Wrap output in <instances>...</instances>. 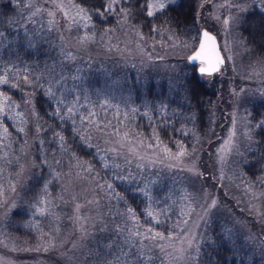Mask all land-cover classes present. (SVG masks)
<instances>
[{
	"label": "snow or ice",
	"instance_id": "snow-or-ice-1",
	"mask_svg": "<svg viewBox=\"0 0 264 264\" xmlns=\"http://www.w3.org/2000/svg\"><path fill=\"white\" fill-rule=\"evenodd\" d=\"M15 2L17 9L23 4L27 10L20 12L21 20L34 27H23L22 35L10 30L8 35L13 39L9 40L2 24L7 23L11 29L14 21L3 20L6 13H0V162L10 165L13 163L10 156L14 157L19 168L16 177L31 174L33 187L39 189L30 205L33 213L44 217L54 215L51 211L55 207L54 198L50 193L54 181L61 187V193L55 199L64 201V195H68L73 204L70 219L78 235L71 243L72 256H68L67 251L62 255L69 260L79 259L76 253L86 247V241L99 235L101 238L94 239V247L87 251L92 264H129L133 255L136 264H165L166 261L167 264H228V253L232 254L235 264L237 254L243 250V244L236 242L241 239L237 230L225 223L214 238L205 234L214 210L222 207L220 196L210 191L205 183V180L211 182L215 177L206 178L205 172L197 167L195 145L190 148L175 139H171V147L165 143L160 132L170 136L168 127L171 125L164 121L157 124L150 114L164 113V102L161 101L159 107L145 102V110L141 111L138 107H130L129 97L121 94V102L114 103L112 92L115 89L124 90L126 85L128 89L138 90L141 81L133 76V82L129 83L124 76L123 84L119 79H112L110 85L105 83L98 87L86 74V70L91 71V58L86 64L77 63L83 60L79 53L97 41L91 31L95 27L93 14L105 21L107 15L118 9L126 23L130 11L120 7L125 0H81L82 4L89 5L91 11L74 0L67 3L65 0H43V4L39 0ZM174 2L168 0L166 4L165 0H152L144 4L143 10L147 17H156L165 14ZM247 2L228 0L226 5H220L234 9L236 13L224 17L225 29L239 25L247 10ZM12 3L13 0H8L4 7L8 8ZM149 27L153 32H159L151 24ZM53 32L61 33L57 37L59 43L48 38ZM64 32L69 36L65 37ZM81 32L82 35L74 36L75 43H72V34ZM136 35L144 40L141 32L137 31ZM249 35L253 43L257 36L260 37L262 57L257 63H264V21L255 34L249 31ZM188 40L197 45L189 59L199 62L196 70L200 75L219 72L226 60H231V56L222 54L216 36L206 29L196 28ZM181 43L188 46L187 41ZM238 43L247 46L243 36L238 38ZM6 47L18 60L20 51L27 49L30 50L29 55L43 53L51 63L44 62L43 68L39 62L29 65L20 60L23 67L13 60L4 63ZM105 47L108 51L113 48L119 50V45L111 43ZM223 47L227 49V43ZM54 50L55 56L52 55ZM189 83L173 82L171 88L177 94L181 89L191 94L193 90L188 87ZM4 89L18 92L20 102L13 100ZM140 117L147 121V135L137 123ZM256 129L264 130V120L251 124L245 134L255 159L239 161L254 179L238 173L240 184L236 185L252 200L264 198V191L257 189V185L264 187V141L254 139L252 133ZM174 130L182 136L188 135L183 128ZM17 139L23 140V146L18 148L19 154L13 149ZM234 152L240 155L233 126L216 149L215 162L220 166V178H223L227 157ZM165 172L188 173L187 186L181 179V186L176 188L177 177L165 175ZM0 175H3V169H0ZM168 180L172 183L166 184ZM115 182H120L119 187L125 195L117 191ZM197 184L200 185L199 190H196ZM189 187L193 191H189ZM213 187L223 188V185ZM159 192L166 194L157 195ZM9 193L16 194L17 186L10 181L7 188L0 184V208L9 206L12 199ZM104 207L108 208L107 213L101 211ZM252 207L255 209L256 205ZM16 214L21 213L17 211ZM260 215L264 218V212ZM56 232H59L58 228ZM64 243L66 240L57 242L53 236L41 247L47 251L49 247H62ZM205 245L210 251H202ZM113 250L116 255L109 259Z\"/></svg>",
	"mask_w": 264,
	"mask_h": 264
},
{
	"label": "rangeland",
	"instance_id": "rangeland-1",
	"mask_svg": "<svg viewBox=\"0 0 264 264\" xmlns=\"http://www.w3.org/2000/svg\"><path fill=\"white\" fill-rule=\"evenodd\" d=\"M65 2L67 3L68 0H65ZM151 2L152 0H148V3ZM167 2L168 0H165V3ZM39 3L43 4V0H39ZM227 3L228 0H198L197 3L198 28H206L214 33L221 45L222 54L231 56V60H226L225 65L221 67L219 72L212 75H202L207 79L217 76L219 90L210 107L205 130L199 133L189 127L191 133H188V138L190 137L189 141L197 148L195 163L199 170L205 172L206 178L208 176L215 177L211 182L205 180L209 190L219 195L221 199L222 207L219 210H214L213 216L219 215L225 223L237 230L238 234L264 257V218L260 215L261 212H264V198L252 200L250 196L244 194L242 188L236 187L237 184H240V180L237 178V174L241 173L239 161L244 158L249 148V141L245 135L250 127L246 107L250 101L264 99V63L258 64L257 60L261 57L252 56L247 46L238 43V26L230 30L225 29L222 23L224 17L229 14H236L234 9L220 7V5H226ZM254 6L264 8V0H248L246 11ZM217 17H220V19L218 20ZM109 29L113 31H108ZM61 31L63 32V29ZM84 31H88V29ZM137 31L141 32L128 20L125 23L122 14L119 15L115 25H110L101 31H92L95 33L97 41L79 53L83 60H78L77 63L86 64L91 58V65L110 70L117 67L131 69L136 73L137 78L148 75L159 78L171 77L174 71L183 66L185 62H188V54L196 47V44L188 38H181L165 28L160 29L158 35L152 37L141 32L144 36L143 41L136 35ZM60 34L57 32L58 36ZM82 34L83 32L73 33L72 43H75V35ZM64 35L68 37L69 33L64 32ZM182 41H187L188 46L185 47L181 43ZM110 43L119 45V50L113 48L112 51H108L105 46ZM225 43L228 45L227 49L223 47ZM194 64L197 66L199 62ZM242 89L243 91H241ZM112 95L115 98L114 103L121 102L120 89H115ZM123 96L127 97V95ZM145 102L147 101L143 98L136 103L132 101L131 96L128 99L130 107H138L141 111L145 110ZM121 106L123 107V105ZM16 111L21 110L17 109ZM150 114H152L153 120L159 117V112ZM143 120L146 121L145 118L140 117L137 119V123ZM233 126L240 155L234 152L227 157L223 165V178H220V166L215 162L216 149L221 140L227 138ZM197 138L199 143H197ZM178 140L181 139L178 138ZM31 142V133H29V143ZM19 146H23V140L17 139V143L13 145V149L17 151V154H19ZM189 147L191 148V146ZM10 158L13 159V163L10 165L0 162V169H3V175H0V184H4L7 188L10 181L17 186V193H9L12 197L9 206L0 208V264H84L87 242L93 238H89L86 241V247L76 253V257H79V259L74 257L69 260L68 257L62 255L67 251L68 256H72L71 243L78 233L74 231V225L70 219L73 214V204L69 201L68 195H64V201L55 199L61 193L59 183L54 181L50 186V193L55 204V207L51 209L53 216L44 217L38 213H33L30 205L37 196L39 191L37 188L31 194L33 200L23 199L28 221L16 222V224L8 221L9 212L22 199V190L31 175L25 173L21 177H16L15 174L19 171V168L14 157L10 156ZM165 175L177 177L176 188L181 186V179L184 185L187 186L188 173L165 172ZM165 183L171 184L172 181L168 180ZM216 184H222L223 188L213 187ZM199 188L200 185L197 184L196 190H199ZM257 189L264 191V187L260 185H257ZM75 190L79 191L78 188ZM188 190L193 191L191 187ZM65 201L68 202L65 203ZM253 204L256 205L255 209L252 207ZM101 211L107 213L108 208L104 207ZM10 223L15 227H21V230L31 229V233L25 236H17L8 229ZM57 228L59 229L58 233L56 232ZM53 236L56 237L57 242L66 240V243L62 247H49L47 251L43 250L41 246ZM38 247L41 250L36 251L35 249ZM165 264H167V261Z\"/></svg>",
	"mask_w": 264,
	"mask_h": 264
},
{
	"label": "trees",
	"instance_id": "trees-1",
	"mask_svg": "<svg viewBox=\"0 0 264 264\" xmlns=\"http://www.w3.org/2000/svg\"><path fill=\"white\" fill-rule=\"evenodd\" d=\"M76 4H81L82 7L88 8L91 11L89 5L82 4L81 0H74ZM91 2H96V0H91ZM8 3V0H0V13H6V16L3 17V20L14 21L11 25V29L7 23H3L2 27L5 31V34L8 36L9 40H12L13 37L8 35L9 31L12 30L14 33L19 32L21 35L23 33V27L32 28L34 25L26 24L25 21L21 20L20 12L27 11L23 8V5H20V8L17 9L15 0L10 7L5 8L4 5ZM148 3V0H125L121 3L120 7L124 8L127 11H130V16L128 21L138 29H140L143 34L146 36L152 37L157 36L159 32H153L149 27L151 24L152 27L158 28L159 30L165 28L175 33L181 38H188L189 34H195V29L198 28V22L196 17V9L198 0H175L172 5L167 8L166 13L163 15H157L156 17H147L144 9V4ZM168 3V2H167ZM166 3V4H167ZM139 4V7L137 6ZM121 13L117 9L113 13L105 17V21L98 19L95 14L92 17V24L95 26L92 28V31H101L108 26L115 25L117 19ZM264 21V8H259L257 6L251 7L248 11L243 14V18L238 25V35L245 38V42L250 51V54L254 57H262L261 49L259 47L260 37H256V42H252V37L249 35V31L258 30L260 23ZM57 32H53L48 38L57 41ZM43 47H46L44 45ZM15 51V49H13ZM30 50L20 51L18 60L15 55L9 53L7 47L3 52V62L7 63L9 60L15 61L20 67H23L20 64V60L27 62L31 65L34 62H39L40 67L43 68V63H51L48 56L43 53H36L34 55H29ZM255 53V55H254ZM55 50L52 52V55L55 56ZM85 64V63H82ZM11 65H9L10 67ZM86 74L92 77L91 83L95 84L98 87H103L105 83L111 84L112 79H119L123 84V77L127 76L128 82L132 83V77H136V73L131 69L117 67L112 68H101L97 65H91V71L86 70ZM141 81V87L136 89H128L127 86H124V90H121V94L127 95L131 93L132 101L134 103L139 102L141 98L145 99L148 104L155 103L159 107L160 102L163 101L166 105V110L164 113H159V117L154 121L157 124H160L161 121H164L165 124L171 125L168 127L169 135H166L164 131L160 132L161 138L171 147V139L178 140L181 139L187 145L192 146V142L189 141L190 137L182 136L179 131H175L174 128H183L189 132V127L197 130V132L202 133L207 125L209 110L212 105L214 98L216 97L219 90V81L217 76L207 79L202 77L197 70L196 64L193 62H185L183 66L179 67L176 71L173 72L171 77H157L153 75H148L145 77L137 78ZM185 81H190L188 87L193 91L191 94L185 92L183 89L177 91L172 90L171 85L173 82L179 84ZM71 81H69V85ZM145 85L147 87H145ZM149 88L152 90L149 91ZM8 91L9 95L12 96L13 100L20 102V94L12 89H4ZM246 112L248 113L249 124H255L257 120H264V99H256L250 101L247 104ZM43 114V113H41ZM161 117V118H160ZM191 118V119H189ZM47 119V117H46ZM51 123V121H49ZM145 134L148 133L147 121L143 120L138 123ZM254 139L257 141H264V130L256 129L253 130ZM251 148L249 146L248 150L245 153L244 160L251 161L255 159L251 155ZM91 159V157H85ZM97 167L99 165L97 164ZM241 173L247 176L249 179H254L252 173L247 170V168L240 164ZM35 170H33L34 172ZM117 185V191H121L119 187L120 182H115ZM34 181L31 178V175L28 179V182L24 185L22 190V199L19 201L18 205L9 212V220L12 223L16 222H26V212L23 199L33 200L31 194L37 188L33 187ZM122 195H125L121 191ZM166 193L159 192L157 195H164ZM122 207V205H121ZM17 211H20V215H17ZM30 220V219H29ZM12 223L8 224V229L15 233L17 236H25L26 234L31 233V229L21 230V227H15ZM210 227L206 231V235L216 236L217 231L225 225V222L221 219L219 215L212 216V219L209 221ZM239 235V234H238ZM240 236V235H239ZM241 237V236H240ZM99 235H96L94 239H100ZM94 239H90L87 242L86 257L84 259V264H92L91 257L87 255L89 248L94 247ZM237 244H243V250L240 251L235 259V264H264V257L261 256L258 250L246 242L244 238L241 237L240 240L236 241ZM202 251H210L205 245ZM116 255L115 250H113V255L109 257L112 259ZM228 264H233L232 254L228 253ZM129 264H136L135 256L133 255L129 259Z\"/></svg>",
	"mask_w": 264,
	"mask_h": 264
},
{
	"label": "water",
	"instance_id": "water-1",
	"mask_svg": "<svg viewBox=\"0 0 264 264\" xmlns=\"http://www.w3.org/2000/svg\"><path fill=\"white\" fill-rule=\"evenodd\" d=\"M201 29H206V28H201ZM206 30H208V29H206ZM209 31V30H208ZM210 33H212L211 31H209ZM213 35H214V33H212ZM218 41V40H217ZM196 47H197V45H196ZM196 47L188 54V56H187V59H188V61H190V62H193V63H196V62H198V61H192V60H190L189 59V56H191V55H193L194 54V51H195V49H196Z\"/></svg>",
	"mask_w": 264,
	"mask_h": 264
}]
</instances>
